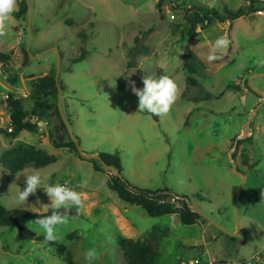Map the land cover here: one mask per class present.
Segmentation results:
<instances>
[{"label": "rangeland", "instance_id": "374dc122", "mask_svg": "<svg viewBox=\"0 0 264 264\" xmlns=\"http://www.w3.org/2000/svg\"><path fill=\"white\" fill-rule=\"evenodd\" d=\"M28 1L32 41L29 12L20 20L12 16L0 36V53L13 55L8 66L0 63V161L12 148H36L57 162L40 168L30 164L17 174L0 162V205L7 211H52L44 207L51 201L42 190L15 203L26 176L39 171L45 183H66L85 194L83 208H69L79 215L56 226V241L66 246L74 264H128L119 242L150 237L158 242L156 264H264V104L258 108L262 100L249 87L252 77L264 74V15L211 21L192 38L186 15L194 4L223 13L247 6V0H163L160 10L159 0ZM258 1L264 11V0ZM222 35L230 40L228 49L207 62L201 53ZM52 48L62 57V104L82 150L118 156L121 176L133 187L186 197L226 232L202 216L186 226L178 214L154 218L121 202L108 187L110 173L96 172L92 160L55 145L68 141L55 110L40 121L32 117L39 123L37 133L10 138L2 132L11 122L10 98L33 109L37 78L57 68ZM83 50L85 59L74 63ZM11 74L17 77L15 84L7 80ZM161 75L177 83L178 96L171 110L157 117L138 110L130 81L143 88V77ZM252 87L264 92V76L255 78ZM43 100L49 106L56 103L53 97ZM250 118L246 139L252 141L240 143L234 153L238 170L247 176L244 182L232 172L228 154ZM19 222L44 236L34 220ZM73 232L77 236L71 240ZM88 251L95 253L91 261ZM65 257L18 229L0 227V264H67Z\"/></svg>", "mask_w": 264, "mask_h": 264}, {"label": "trees", "instance_id": "16d2710c", "mask_svg": "<svg viewBox=\"0 0 264 264\" xmlns=\"http://www.w3.org/2000/svg\"><path fill=\"white\" fill-rule=\"evenodd\" d=\"M163 0H159L156 5L158 10L161 9ZM248 5L238 10L224 9L223 13L213 8L203 7L194 4L193 10L186 15V20L190 24L189 34L192 38L200 35L199 29L204 31L206 29V23L211 21H218L219 23H225L227 21L233 22L242 17H248L251 14L261 10L257 7L258 0H247ZM29 12V6L26 0H22L19 5V10L14 11L12 16L17 20L23 18ZM12 53L5 54L0 53V63L8 66L12 58ZM86 57V51L83 50L78 58L73 60L74 63L81 62ZM23 66H28L27 60H24ZM188 68L192 69V65L188 64ZM56 70H51L49 73L41 74L35 83L33 100L35 102L32 110L24 108L21 100L10 98L8 100V109L10 112V120L12 131L9 132L8 128L3 129L2 132L10 138H16L22 132L27 131L30 133H37L39 131V123L33 122L32 117H37L38 121L43 119L44 113L55 110L59 115L60 121L63 128L66 130L65 125L60 117L57 105L58 98V87L55 81ZM7 80L15 84L17 77L11 74ZM192 82V79L188 78V82ZM194 84H196L193 81ZM210 97V95H206ZM56 99L54 105H47L43 99L48 98ZM258 97V96H257ZM260 98V97H258ZM68 134V132H67ZM251 137L244 141H239L238 145L242 142H251ZM55 145L58 147H70L73 151L78 153L76 145L72 142L68 135V141H56ZM79 154V153H78ZM104 161L120 172V176L112 175L108 180V187L111 191L116 193L117 197L121 202L129 206H136L142 208L146 213L154 218L162 216H172L178 214L179 221L186 226L194 225L200 215L192 211L185 201L176 199L172 202L173 195L169 190L163 191H148L137 189L133 187L129 182L124 180L121 176L122 165L121 160L116 155L100 153ZM82 158V157H81ZM235 158V156H234ZM1 164L3 168L10 173L17 174L22 172L27 165L34 164L37 167H47L57 162V158L54 155L47 153L42 149L36 148H12L5 152L1 157ZM94 170L98 173L103 172V166L98 160H92ZM178 196V195H177ZM179 205V206H178ZM66 217L78 216L79 213L73 209L65 210L55 209ZM51 211L43 214H37L28 212L21 209L13 211H7L2 205H0V227L8 229H18L24 234H30L34 236L37 241L53 246L57 248L59 252L66 253L65 261L67 264H74L72 254L67 250L66 246L57 241L46 242L44 236H36L24 227L20 222V218H26L36 220L38 216L50 215ZM77 236V232H73L69 235V239L73 240ZM119 246L123 251L124 258L128 264H156L159 257L158 242L155 238L150 237L145 240H133V239H122L119 242Z\"/></svg>", "mask_w": 264, "mask_h": 264}, {"label": "clouds", "instance_id": "9594fccd", "mask_svg": "<svg viewBox=\"0 0 264 264\" xmlns=\"http://www.w3.org/2000/svg\"><path fill=\"white\" fill-rule=\"evenodd\" d=\"M17 0H0V36L5 34L7 21L12 18V13L17 9ZM230 40L227 35L217 37L212 42V47L207 53H201V57L211 63L219 59L216 54L219 51L227 50ZM143 88H137L134 81H130L131 92L138 98V110L150 113L155 116L167 114L174 105L178 96V85L168 75H161L159 78H142ZM45 178L39 171L29 174L25 178L24 188L19 189L15 203L17 205L27 202L30 195H35L38 190H42L50 199L51 204L45 206L51 208V214L38 216L34 221L43 230L46 242L56 241L58 234L56 226L67 223V217L55 211L70 207H84L83 196L85 194L77 192L66 186V183H45ZM38 202V201H37ZM95 253L88 251L86 259L91 261Z\"/></svg>", "mask_w": 264, "mask_h": 264}, {"label": "water", "instance_id": "95a60500", "mask_svg": "<svg viewBox=\"0 0 264 264\" xmlns=\"http://www.w3.org/2000/svg\"><path fill=\"white\" fill-rule=\"evenodd\" d=\"M26 1H27L28 6H29V33H30V37H31V41H32V39H33V31H32V28H31L32 6H31V4L29 3L28 0H26ZM31 41H30V43H29V47H28L29 52H30ZM52 50L55 51V52H57V54H58V62H57L56 76H55L56 85H57V87H58V98H57V100H58V101H57L58 111H59L60 117H61V119H62V121H63V123H64V125H65V128H66V130H67V132H68L69 137L71 138L72 142L76 145L77 150H78V153H79V155H80L82 158H84V159H86V160H98V161L101 163V165L103 166V169H104L106 172H108V173H110V174H112V175H115V176H120V172H119V170H117L116 168H114V167H112V166H109V165L104 161V159L102 158V156H101L100 154H98V153H96V154H86V153L82 150V148H81V146H80V144H79V142H78V140H77V138H76V136H75V134H74V132H73V130H72L71 124H70L69 120L67 119V117H66V115H65L64 108H63V104H62V82H61V80H60V63H61V59H62V57H61V55H60V53H59V50H58L57 48H52L51 51H52ZM263 76H264V74L256 75V76L252 77V78L250 79V81H249V87H250V90L253 91V92H255L259 97H262V98H263V101L260 103V105L258 106V108L264 104V92H263V91H260V90H258V89H255L254 87H252V81H253L255 78L263 77ZM256 110H257V109H256ZM256 110H254V112H255ZM250 122H251V118L249 119V121H248V122L245 124V126H244V129H243V136L238 137V138L236 139V142H235L234 146L232 147V149H230L229 154H228V155H229V160H230V162H231V164H232V168H231L232 172H233L234 174H236L237 176L242 177V179L244 180V182L247 180V176H246L244 173H242V172H240V171L238 170V164H237L236 159L234 158V153L237 151V148H238V142H239L240 140H244V139H246V138L248 137V135H249V127H248V126H249ZM243 186H244V185H243ZM243 186L239 189V191L237 192V195H236V204H237L236 212H235V213H236V217H237L238 200H239L240 193H241V191H242V189H243ZM173 197H175L176 199H179V200H181V201H185V202L188 204L189 208H190L192 211H194V212L197 213L198 215H200V216H202V217L208 219L211 223H213L214 225H216L217 227H219L220 229H222L220 226H218L216 223H214V221H212V220L210 219V217H208V216H206L205 214H203V213H202L200 210H198L196 207L190 206V204H189V199H187L186 197H179V196H177V195H173ZM222 230L225 231L224 229H222ZM225 232H226V231H225ZM229 234H230V233H229ZM231 235H232V236H235L236 234H231ZM27 236H28L30 239H35V237L32 236V235H30V234H27Z\"/></svg>", "mask_w": 264, "mask_h": 264}, {"label": "built area", "instance_id": "2783aa9c", "mask_svg": "<svg viewBox=\"0 0 264 264\" xmlns=\"http://www.w3.org/2000/svg\"><path fill=\"white\" fill-rule=\"evenodd\" d=\"M256 13H258L259 15H264V11H262V10H259V11H257ZM37 120H38V119H37ZM8 131H9V132L12 131L11 122H10V125H9V127H8ZM175 201H176V198L173 197L172 202H175ZM255 260H256V261H259L260 258L257 256V257L255 258Z\"/></svg>", "mask_w": 264, "mask_h": 264}, {"label": "crops", "instance_id": "0c3cea01", "mask_svg": "<svg viewBox=\"0 0 264 264\" xmlns=\"http://www.w3.org/2000/svg\"><path fill=\"white\" fill-rule=\"evenodd\" d=\"M259 99H261L263 101V98L262 97H260Z\"/></svg>", "mask_w": 264, "mask_h": 264}]
</instances>
